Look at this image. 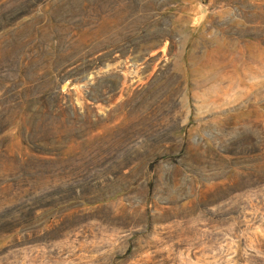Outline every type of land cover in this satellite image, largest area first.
Segmentation results:
<instances>
[{
	"label": "rangeland",
	"instance_id": "obj_1",
	"mask_svg": "<svg viewBox=\"0 0 264 264\" xmlns=\"http://www.w3.org/2000/svg\"><path fill=\"white\" fill-rule=\"evenodd\" d=\"M0 264H264V0H0Z\"/></svg>",
	"mask_w": 264,
	"mask_h": 264
}]
</instances>
